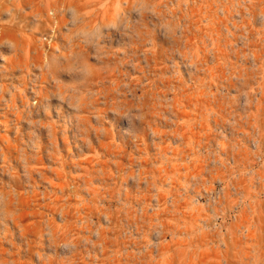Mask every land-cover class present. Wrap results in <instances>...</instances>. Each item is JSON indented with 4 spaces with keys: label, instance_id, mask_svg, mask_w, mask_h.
<instances>
[{
    "label": "rangeland",
    "instance_id": "1",
    "mask_svg": "<svg viewBox=\"0 0 264 264\" xmlns=\"http://www.w3.org/2000/svg\"><path fill=\"white\" fill-rule=\"evenodd\" d=\"M0 264H264V0H0Z\"/></svg>",
    "mask_w": 264,
    "mask_h": 264
}]
</instances>
